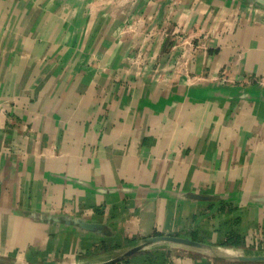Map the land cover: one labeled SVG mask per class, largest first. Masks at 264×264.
<instances>
[{
	"label": "crops",
	"instance_id": "obj_1",
	"mask_svg": "<svg viewBox=\"0 0 264 264\" xmlns=\"http://www.w3.org/2000/svg\"><path fill=\"white\" fill-rule=\"evenodd\" d=\"M162 235L205 247L125 259L264 264V0H0V264Z\"/></svg>",
	"mask_w": 264,
	"mask_h": 264
},
{
	"label": "water",
	"instance_id": "obj_2",
	"mask_svg": "<svg viewBox=\"0 0 264 264\" xmlns=\"http://www.w3.org/2000/svg\"><path fill=\"white\" fill-rule=\"evenodd\" d=\"M74 223H75V225H79L82 228H85L88 230H94L97 228L96 225L86 223L85 221L76 220ZM160 242L176 243V244L185 245V246L194 247V248H204L205 247V245L202 243H199V242H196V241H193L191 239L184 238V237L168 236V235L155 236V237H150L148 239H145L140 245H137L134 248H132L131 250H129L123 257L112 259V260L104 262L102 264H115V263L119 262L120 260L125 259V257L136 254L139 251L146 249L149 246L156 244V243H160ZM241 259L250 260V261L264 260V256H262V255L252 256V257L242 256Z\"/></svg>",
	"mask_w": 264,
	"mask_h": 264
},
{
	"label": "trees",
	"instance_id": "obj_3",
	"mask_svg": "<svg viewBox=\"0 0 264 264\" xmlns=\"http://www.w3.org/2000/svg\"><path fill=\"white\" fill-rule=\"evenodd\" d=\"M223 246H241L243 245V242L240 240V238H234L229 236L225 241L221 243ZM115 264H129V260L123 259Z\"/></svg>",
	"mask_w": 264,
	"mask_h": 264
},
{
	"label": "bare ground",
	"instance_id": "obj_4",
	"mask_svg": "<svg viewBox=\"0 0 264 264\" xmlns=\"http://www.w3.org/2000/svg\"><path fill=\"white\" fill-rule=\"evenodd\" d=\"M159 245V244H158Z\"/></svg>",
	"mask_w": 264,
	"mask_h": 264
}]
</instances>
